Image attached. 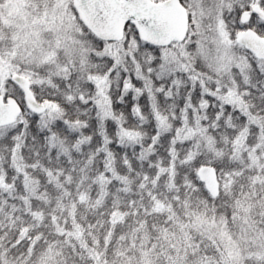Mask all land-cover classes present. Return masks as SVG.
<instances>
[{
    "label": "snow or ice",
    "instance_id": "obj_1",
    "mask_svg": "<svg viewBox=\"0 0 264 264\" xmlns=\"http://www.w3.org/2000/svg\"><path fill=\"white\" fill-rule=\"evenodd\" d=\"M0 264H264V0H0Z\"/></svg>",
    "mask_w": 264,
    "mask_h": 264
}]
</instances>
